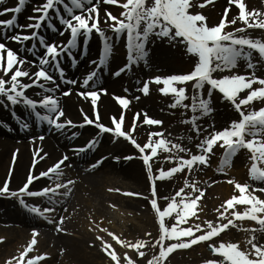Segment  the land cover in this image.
<instances>
[{
  "label": "snow or ice",
  "instance_id": "1",
  "mask_svg": "<svg viewBox=\"0 0 264 264\" xmlns=\"http://www.w3.org/2000/svg\"><path fill=\"white\" fill-rule=\"evenodd\" d=\"M4 0H0L3 4ZM26 0H18L12 7L0 8V16L11 14L8 19H0V36L5 40H10L21 45V51H24L23 42L37 41L27 47L26 51L31 53L35 60L29 61L27 57H22L12 48L8 47L5 42H0V105L11 106L23 104L30 110V115L34 117L37 126L46 125L49 129L63 132L68 128L80 127L86 125H94L98 129L96 137L89 139L83 146H74L71 150L76 154L86 153L93 149L98 143V137L102 134H110L114 141L123 138L133 145L139 153V159L142 160L143 166L147 171L148 180L151 185V199L149 203L154 210L156 221L159 225V235L152 242V247H158V252L147 260V264H165L169 254L176 249H188L200 242H209L214 237H218L223 231L229 227H237L235 221H251L255 222L258 227L245 228L244 231L249 233L245 240V248L241 250L238 243L220 242L218 245L208 244L209 250L213 254H217L222 259H207L203 264H264V243L257 241L255 233L264 234V199L254 195L259 191L264 193V187L258 189L252 188L249 191L248 183H233L235 189L239 191V195H232L223 202L222 211H219L218 218L214 224L212 221H205L207 228L200 223L189 227H180L186 224L189 217H195L198 210V201L203 196V192L189 185L185 180L184 188L176 191L175 196L169 200L166 205L161 208L158 205L157 190L155 181L172 177L175 173L182 172L185 168L192 170L193 166L208 164L209 154L213 152V146L220 144L223 148V155L220 159V167L218 171H223V166L231 162V158L241 149H246L250 153L248 159L251 164L248 169V175L251 180L264 183V107L245 112L242 106L247 107L253 101L264 102V78L255 75L256 63H253L252 53L255 51L259 55V62H264V40L260 38H251L242 35L247 29L264 30V11L246 9L244 0H229L230 5L238 8V16L232 17L231 20L226 19L229 9H224V15L219 22L213 26H209L206 17L200 12L191 11L194 7L203 8L211 0H203L198 3L197 0H42V2L33 7V12L37 15L30 16L29 23L19 24L17 22L16 13H20ZM111 4L119 5L123 11L119 17L113 15L105 9L106 28L100 26L98 5ZM63 9V13L61 12ZM55 16L59 25L63 26V30L59 32L60 36L69 33L66 42L56 43L47 42L44 35L39 34L37 30L42 28L43 23H47V27L56 31V27L52 20ZM237 20L242 22L243 27L234 28L233 31H226L229 24L234 25ZM13 29H19L12 35L7 33ZM31 29L30 32L26 31ZM106 31H111L115 39H121L126 34L127 62L112 75L120 76L126 70H131V66L141 61L147 63L148 50L146 45L151 38L170 43H179L186 47L188 54L194 55L197 59L193 69L187 74L168 75L161 77L159 75L152 77V81L162 84L163 87L159 91L163 94H172L174 102L170 107L175 108L182 106L185 109H191L194 115L182 121L191 125V130L199 136L200 127L196 121L198 117L195 113L199 112L201 116L207 115L213 111L210 106L211 95L214 91H218L223 100L232 104L239 114L238 120H233L230 124L221 129L213 130L209 135H205L196 145L199 149L197 154H190L188 158L179 156L178 153L188 152L179 143H173L163 138L160 132L149 133L148 141L143 145L137 143L133 138L132 132L135 130L139 114L133 117L132 128L125 130L122 125L124 123V112L121 111L119 118L113 116L111 118V126L104 125L97 112V101L101 94H106L107 90L98 87V77L100 68L105 66L109 56L113 50V37L106 35ZM95 32L102 42V49L95 68L88 72L81 82L80 88L92 90L77 91V95L84 99H90L94 119L83 112L82 123L74 124L70 119H62L64 111L59 104V98L56 93L60 90L61 85H77L76 79H68L65 77V70L61 66V60L65 54L73 57V50L77 48L78 38H83V44L89 42L90 36ZM37 47L43 49L42 55H38L35 51ZM245 61L246 69L253 70L250 74H236L232 70L238 66V61ZM75 59L72 60L74 64ZM27 65V67H25ZM35 67L36 71L31 72L29 69ZM228 71L230 74L221 75L219 78L214 77V72L224 73ZM54 73L56 75H54ZM57 76L59 83L57 82ZM23 78H27L29 82H24ZM192 82L194 94L191 97L192 103L182 104L186 99L185 87H177V84ZM139 83V82H138ZM259 84L260 87H253ZM207 85L208 98L202 97V89ZM38 87L39 91L36 95L39 99L30 98L26 95V90L32 87ZM149 90V81L143 82L141 92L147 94ZM247 90V94L240 97V94ZM127 91V89H125ZM72 92L71 88L64 90L61 95L68 96ZM118 104L123 108H127L129 101L126 97H114ZM13 116L15 112L13 111ZM143 123L146 125H160L162 121L152 119L146 114ZM19 128L29 130L30 123L23 119H17ZM3 127L9 128L5 122ZM77 136L76 132L71 134L70 139ZM153 137H158L153 139ZM33 140L37 137H32ZM43 140L44 136L38 137ZM191 139V137H189ZM158 150L170 153L166 156V160H175V166L167 170H154L152 159L157 156ZM37 149L33 153V164L36 163ZM47 155V154H45ZM13 160L16 153L12 154ZM43 157H41L42 159ZM113 159L119 161L121 157L114 156ZM131 155L124 156L123 159L131 160ZM104 157L95 160L90 164V168H96L102 164ZM69 160L68 155L62 156L53 165L47 167L46 170L35 174L31 170L27 173L26 180L16 190H10V181L5 179L0 182V197H11L17 200L23 210L29 214L45 217L56 211V206L61 204L58 197H68L71 188L69 187L73 181L68 180L64 183L55 182L51 185L41 187L39 189H31L30 186L34 182H38L41 178H47L52 181H59L63 175L62 166L68 167L66 162ZM9 169V175H11ZM154 171L158 174L154 175ZM193 187V192L185 193V188ZM64 189V191H61ZM112 191V189H109ZM117 191H119L117 189ZM199 192V195H193ZM125 195H140L139 193H125ZM25 197H40L51 205V207H39L36 204L26 202ZM179 197V200H177ZM237 205H245L244 210L237 211ZM232 209L228 218L225 213ZM175 215L176 223L170 227L166 224L165 218ZM198 218V217H197ZM64 217L61 216L59 222L56 223L57 230H61V224ZM226 220V223H222ZM50 223L54 222L52 220ZM96 227H99L98 225ZM106 232L109 237L117 244L128 249L135 250L140 257L145 256V252L141 251L146 246L147 241L137 239L135 242L121 240L113 232L108 229H100ZM150 234L145 233V236ZM38 233L34 229L32 238L19 252V257H13L6 264H37L44 256L37 255L26 259L33 247L37 244ZM3 238H0L2 240ZM96 240L100 241L102 250L110 257L113 264H121V257L116 253L112 244L104 240L102 236L97 235ZM123 264H136L135 260L125 252L123 254Z\"/></svg>",
  "mask_w": 264,
  "mask_h": 264
},
{
  "label": "bare ground",
  "instance_id": "2",
  "mask_svg": "<svg viewBox=\"0 0 264 264\" xmlns=\"http://www.w3.org/2000/svg\"><path fill=\"white\" fill-rule=\"evenodd\" d=\"M17 2L18 0H4L3 4L8 3L9 5L2 6L3 4H0V8L11 7V5L14 6ZM41 2L42 0H26L25 5L21 9V12L17 13L16 15L17 22L21 25L31 22L28 18L30 16L37 15V13L33 12V4H40ZM93 2H95V0H93ZM197 2L202 3L203 0H197ZM244 2L246 4V9L249 11L253 9L264 11V0H244ZM225 8L229 9V13L226 19L231 20L232 17L238 16V8L235 5H230L229 0H211V3L206 4L203 8L194 7L192 9L197 10L202 15H204L206 17V22L209 25L215 19L219 20L220 17L224 15ZM105 9L106 7L104 5H98L100 26L102 28L107 27V25L105 24ZM108 9L107 10L109 12L118 17L122 10L113 7H108ZM61 12L63 13L62 8ZM10 15L11 14L0 16V19H8L10 18ZM52 20L56 27V31L50 30L47 27L46 22L43 23L42 28L37 31L39 32V34L44 35L47 41L61 43V41L65 39L64 41L66 42L69 33L66 32L64 36H60L59 32L63 30V26L59 25V22L56 20L54 15L52 16ZM237 22H239V20H237ZM230 27L231 24L227 25L226 30H228ZM16 31H19V29H13L10 32H13L14 34ZM26 31L30 32L31 29ZM106 35L115 38L114 34L111 31H106ZM79 39L80 37L78 38L77 48L73 50L74 58L67 60L66 56H64V58L61 60V65L65 68V77L68 79H76L78 81V84L61 85L60 90L56 93L59 98V104L64 111V117L62 119H70L76 125L82 123L83 120L81 109L89 116V118L94 119L91 100H86L83 97L78 96L77 91L92 90L91 88H80L79 82L83 80L88 72L95 68L94 62L98 60V53L100 48V39L95 32H93V34L90 36L89 42L85 46H83L82 41L79 43ZM0 42H5L8 47L17 51L20 56L27 57L29 61L36 59V57L26 51L27 47H30L31 44L36 43V41L23 42V48L25 49L24 51H21L20 44H17L10 40H5L3 36H0ZM120 44L121 48H124V40H121ZM159 48L161 49L162 54L168 53L167 48H163L160 46ZM35 51L37 52V54L43 53V49L39 47H37ZM154 57L148 55L146 64L142 61V65L139 66L140 72H142V70H145L147 67L158 68V63L154 61ZM73 59H75L76 61L74 64L72 63ZM123 64L124 58L122 56H117L115 58H111L109 56L106 65L100 68L98 87H103L107 90V93L100 95L97 101V112L100 116L101 122H104L108 119L109 123L110 117H113L117 114L120 115L121 111H124V128L128 126L127 124L132 125L133 117L136 116V114H139V118L136 122V127H138L139 130L138 135L140 136V134H147V131H150L152 126H148L143 124V122H139L141 121V117L144 111H139L138 107H143L145 110L147 107L150 110H154L155 108L149 105L146 106L145 104L147 103L145 102L142 93L136 91L139 90L138 87L133 86V83L129 84L127 82V80L129 79L127 72L121 73V75L118 77L112 75V73L110 72L111 68L113 66L122 67ZM25 67H27V65ZM29 70L31 72H34L36 71V68L31 67ZM54 75L56 74L54 73ZM23 80L24 82H29L27 78H23ZM57 82L59 83L58 76ZM68 88H71L72 92L68 96L61 95V93ZM123 89H127V92L129 93V96L131 98V102L125 110L120 108L114 102L113 97ZM39 91L41 90L38 87L34 86L26 90V95L32 98L39 99L40 97L36 95ZM225 108V111H223L225 113L224 119L227 118L229 120L228 122L233 121L236 115L234 110L232 108H229L227 104H225ZM26 109L27 108L23 104L13 105V107L0 105V182L5 179H9L10 190H16L20 186H22L23 182L26 180L27 173L30 170L35 174H38L40 171L46 170L47 167L56 163V161L64 155L69 156V160L66 162V164L70 166V169L67 170L68 172L66 174H69L73 181V183L69 186L71 188L69 196L66 198H59L61 200V204L56 206V211L50 218V220L52 221H57L61 216H63L64 220L61 224L62 230L55 232L54 234L51 232L50 236H48L47 240L45 239L44 242L43 239H41V242L37 243L33 247L32 255H42L41 253L46 249L47 246H45L44 243H50V249H48V251H45L44 253L47 254L51 252L47 255L48 257H46V260H50V264H56L54 262V260L56 259L59 260V264H95V261L101 257L99 251L100 241L96 240L97 235H95L94 233L91 234L90 232H88V230L86 231V229L75 228V226L72 225V222L79 221L78 219H82L84 216H87L88 218L84 223L86 228L91 226L89 222L99 225L96 219L92 218L98 215L99 210L92 206L89 198L91 195H93V193H95V188L97 187L98 180L96 177H92L93 173L96 172L97 169L104 168L102 172L106 174H113L123 179H131L134 184H138L139 181H141L142 177L139 170H137V166L133 165L131 161L123 159L124 156H128V144L122 142L121 140L118 142H114L110 134H102L98 137V143L93 149L87 151L86 153L76 154L71 150L74 146H83L89 139L97 136L98 129H96L94 125H86L83 128H68L66 131L59 132L49 129L46 125L37 126L33 116H26L23 119L30 123V128L29 130H23L19 128L17 124V115L21 116L22 114H25ZM13 111L16 114L15 116H13L12 114ZM5 122L9 125V128L3 127V124ZM73 132H76L77 136L74 139H70ZM39 133L44 136L43 140L38 139ZM32 137H37V139L33 140ZM37 149H39V152H37L36 154V163L33 164V153ZM14 152L16 153V157L13 160L12 154ZM114 156H119L121 157V159L117 161L112 158ZM236 156L238 159L242 160L245 156V153L244 151L239 150L236 153ZM41 157L43 158L41 159ZM101 157H104L105 159L100 166L94 169L84 166V163L86 161L90 160L92 163H94L95 160L100 159ZM64 168L66 167L62 166V169ZM9 169L12 170L11 175H9ZM77 170H79V173L77 177L74 178L73 172H77ZM83 172L91 173L83 174ZM22 176L25 178L23 179ZM46 179L47 178H41L38 182H34L33 185L30 186V188L35 189L38 185L40 186V183L44 182V180ZM219 182L220 181H218V183ZM255 183L258 182L250 180L251 190L252 188H254V186H256ZM160 187L168 188L169 184L164 179L163 182H160ZM61 191H64V189H62ZM217 191L219 192V196L221 197L223 194H225V200L229 199V196L236 194V191L233 192V189L228 185H225L224 190L221 187L220 191L219 188L217 189ZM254 193H256L258 197L264 199V195L259 191H256ZM25 199L27 201H32L34 199H40V197H25ZM17 203V200L14 198L0 197V222L1 220L12 222L17 220L16 222H14L16 223V227L13 224L5 225L3 223H0V238H3L2 240H0V264H6V261H10L13 257L18 258L19 252L23 251L24 249L23 248L18 252V249L20 247L19 245L26 247L27 243L32 238L33 231V228L25 229L26 226H32L34 223L44 224L40 216H36L35 218L32 217V214H29L30 216H25L23 213L17 212V210L9 212L5 209L6 205H17ZM130 203H132L135 207H141V205H143L142 200H135V202L128 201L126 205H129ZM8 212L9 219L5 217L6 215H8ZM66 218H68V220H66ZM67 230H76L77 232H80V235H70ZM255 235L258 242L264 243V234L258 232ZM246 236L248 237V235L245 234L244 238H242V240L240 241L241 243L245 242ZM221 238L222 236H220V239ZM91 239V242L93 243L91 246L89 245L91 250H87L88 247L86 246H88L87 244ZM217 242V238L214 237L211 241L203 243H212L214 245ZM196 247L198 248V246ZM189 249L181 250L182 252L175 251L174 259L171 264H195L197 262L203 261V259L210 258V256H213L214 259L217 260L222 259L217 254L213 255L212 253H209V251L203 249L200 245L197 251L193 250V252H191L189 256H186L185 254L187 251H189ZM28 254L29 255L26 256V259L31 257V251ZM2 260L4 261L1 262ZM165 264H169V262H165Z\"/></svg>",
  "mask_w": 264,
  "mask_h": 264
},
{
  "label": "rangeland",
  "instance_id": "3",
  "mask_svg": "<svg viewBox=\"0 0 264 264\" xmlns=\"http://www.w3.org/2000/svg\"><path fill=\"white\" fill-rule=\"evenodd\" d=\"M101 4L104 5L106 9L110 7L108 4H104V3ZM112 7L122 9L119 5H112ZM121 11H123V9ZM191 11L198 12L197 10H193V9H191ZM219 20L215 19L213 22L209 24V26H213L217 24ZM240 27H243V24L242 22L239 21L234 25L231 24V27L226 31L231 32L233 31L234 28H240ZM241 34L250 36L251 38L254 39L260 38L261 40H264V30L247 29L244 33ZM123 36L124 35H122L120 41L123 39ZM120 41L115 38L113 39L112 52L118 55L124 54V50H122L119 45ZM159 46L163 48H167L168 53L162 54ZM146 47L149 56L154 57L155 55L153 59L155 62L158 63L157 64L158 68L147 67L145 70H142V72H140L139 66L142 65L143 62L141 61L138 64H134L132 65V69L130 70L129 79L127 80V82L129 84L133 83V86H137L138 89L140 90L142 80L149 79L151 81V87L148 93L142 94V96L144 97V100L147 103L145 105L153 106L155 109L150 110L148 109V107L146 108V110L143 107H138V109L139 111H144V113L148 117L162 121V124L148 125V126H152L150 131H147V134H140V136L138 135L139 134L138 127H135V130L132 132L133 138L136 139L137 143L143 145L145 142L148 141L149 133L160 132L163 134V138H165L166 140H170L173 143H179L181 144L182 147L187 148L188 152H181L178 153V155L184 158H188L190 154L198 153L199 149H197L196 145L200 142V140L203 139L205 135H209L213 130H217V131L221 130L230 124L227 118L224 119L225 113L223 111H225L224 109H226L225 104H227L229 108H232L234 110L236 114L234 120L239 119V114L230 102L223 100L221 98L222 94H219L218 91H214L213 94L211 95V100H210V106L213 109V111L204 116H201L199 112L195 113V115L198 117L196 123L201 129L200 135L197 136L196 132L191 130L190 124H185L182 122L184 120L190 119L194 115L191 109L190 108L185 109L182 106H177L175 108L170 107V105L174 102L173 95L161 93L159 89L163 87V85L157 84L153 82L151 79L152 77H155L157 75L164 77L178 73H189L193 69L194 63L196 62L197 58L194 55L188 54L186 52V47L182 44L179 43L173 44L167 41L157 40L154 37L149 40ZM252 58H253V63L257 64V67L255 69V75L257 77L264 78V62H259V55L255 51H253L252 53ZM116 67L117 66H113L111 70H114V68ZM232 71L235 72L236 74L239 73V74L248 75L253 70L246 69L245 61L241 59L238 61V66L234 68ZM227 74L230 73L228 71H225L224 73L214 72L213 76L219 78L221 75H227ZM176 86L185 87L186 99L182 102V104L190 105L192 103L191 97L194 94V89L192 88V82H185L184 84H177ZM253 87H260V85L254 84ZM139 90L136 91L140 92ZM246 94H247V90H244V92L240 94V97L243 98V96H245ZM122 95H126L125 91L123 90L118 94L114 95L113 97L122 96ZM202 97L208 98L207 85L204 87V89H202ZM114 102L116 103L115 100ZM260 107H264V102L253 101L247 107L242 106V109L245 112H247L248 110L259 109ZM25 112L27 113V110ZM145 114L142 115L141 121L139 122H143V118ZM102 123L106 125H110V123H108V119ZM127 125L128 126L126 127L125 130L131 129L132 125L131 124H127ZM40 135L41 134L39 133L38 136ZM189 137H191V139H189ZM157 138L158 137H153V139H157ZM120 140L128 144L127 154L134 157L129 161H131L133 165L137 166L138 168L137 170H139L142 177L141 181H139L138 184H134L131 179L128 178L123 179L119 176H115L113 174H106L102 172L104 168L97 169L92 176V177H96L98 180L97 187L95 188V193H93V195H91L89 198L92 206H94L99 210L98 215L96 217H92L96 219L99 225L89 222L91 226L86 228L84 223L88 218L87 216H84L82 219H78L79 221L72 222V225H74L75 228L86 229V231L88 230V232H90L91 234L94 233L95 235L102 236L104 240L111 243L116 253L121 257V264H123V254L125 252H127L129 257L135 260L136 264H147V260L158 252V247L156 248L152 247V242L156 240L159 235V225L158 222L156 221L154 210L151 208V205L149 203V200L151 199L152 182L148 180V174L143 166V162L141 159L138 158L139 157L138 150L128 141H125L123 138H119L117 141L114 142H118ZM241 151H244L245 153V156L242 160L238 159L235 154L231 158V162L228 165L223 166V171H218V168L221 166L220 159L223 155V148L220 147V144H217L214 146L213 152L209 154L208 157L209 162L207 165H200L199 167L194 165L191 171L185 168L182 172L175 173L172 177L165 178L166 182H168L169 184L168 188L160 187V182H163L164 179L156 180L155 185L157 190L158 205L161 208H163L166 205V203L169 200H171L173 196H175L176 191H178L181 188H184V182L185 180H187L189 185H192L193 187L200 189L204 194L201 197V199L198 201L199 207L196 212V216L189 217L188 222L186 224H181L179 226L189 227V226H194L197 223H200L206 229L207 225L205 224V221H212L215 224L218 218L219 211L223 210L221 205H223V202L226 199V197H224L225 194H223L222 197L219 196V192L217 191V189L219 188L220 191V188L222 187L224 190L225 185H228L233 189V192L236 191L235 195H239V191L235 189L234 184L229 183V181H236L237 183H248L250 185L251 179L248 175V169L251 164L250 160L248 159L250 153L247 152L246 149H241ZM169 155L170 153L168 152L158 150L157 156L154 157L151 161L153 169L167 170L170 167H174L176 163L175 160L169 161L165 159V157ZM90 164H92V162L89 160L84 163V166L89 167ZM69 169L70 166L62 169L63 175L60 177L59 181H55V179L50 181L47 179L45 182H43L41 187L51 185L55 182L64 183L68 180H72L71 176L69 174H66L68 172L67 170ZM78 173L79 170H77V172L75 171L73 172L74 178L77 177ZM84 173H91V172H83V174ZM155 174L158 173L154 171V175ZM24 178L25 177H23V179ZM218 181L220 182L218 183ZM257 186L264 187V183L258 182ZM193 187L185 188V193L193 192ZM109 189H112V191H109ZM117 189L119 191H117ZM250 190L251 189H249V191ZM129 192L139 193L140 195H133V196L125 195V193H129ZM253 194L257 195L256 193ZM193 195H199V192H194ZM230 197L231 196H229V198ZM135 200H142L143 205H141V207H135L132 203L126 205L128 201L135 202ZM177 200H179V197H177ZM26 202L30 204H36L41 208L51 207V205L47 204L44 201V198L34 199L32 201L26 200ZM17 205L9 204L5 206V209L9 212H12L13 210L14 211L17 210V212L23 213L25 216H30L29 213L23 210L18 203ZM245 207H246L245 205H237L235 210L242 212ZM18 210H21L22 212ZM231 211L232 209H229V212L225 213V216L231 218L230 216ZM9 212L8 215L5 216L8 219H9ZM52 214L53 213L46 214L45 217H40L42 218L44 224L34 223L32 226L29 225V227L28 226L25 227V229L33 228V230L34 229L36 230V232L38 233L37 243L41 242V239H43V242L45 241V239L47 240V237L50 236L51 232L54 234L55 232L62 230V229L57 230L56 228V223L59 222L60 219L52 223L49 222ZM32 217L36 218V215L32 214ZM66 220H68V218H66ZM16 221L17 220H15L14 222ZM165 221L166 224L170 227L173 223H176L175 215H173L172 217H166ZM14 222L1 220L0 223H3L5 225L13 224L16 227V223ZM221 222L226 223V220H222ZM235 223L237 227L234 228L230 226L228 230L223 231V233L217 237L218 242L214 245H218L220 242H225V243L232 242V243H238L241 250H244L245 243H241L240 241L242 240V238H244L245 234L249 236V233L245 232L244 229L249 227H258V225H256L255 222H251L247 220L235 221ZM97 225L99 227H96ZM104 228L108 229L113 233H116L115 235L118 236L121 240L135 242V240L137 239H143L147 241L146 246L141 249V251L145 252V256L140 257L135 250L128 249L120 244H117L115 241L111 239V237L107 235L106 232L100 230ZM67 232L73 236L80 235V232H77L76 230L74 231L67 230ZM145 233H148L150 235L145 236ZM220 236H222L221 239ZM246 238L248 237L246 236ZM91 241L92 239L88 242L87 244L88 246H86L88 247L87 250H91L89 247V245L91 246L93 244ZM203 244L205 243L200 242L197 245L191 246L189 251H187L185 255L189 256L191 252H193V250L197 251V249H199V245L202 246L203 249L209 251V253H212L209 250L208 243H206L205 245ZM44 245L47 246L46 249L41 253L42 255L45 253V251H48V249H50V243L48 244L44 243ZM19 246L20 247L18 249V252L25 247L21 245ZM196 246H198V248ZM99 251L101 257L95 261V264H113L110 257L102 250L101 244L99 247ZM176 251L177 252L181 251V249H176ZM32 253H33V249L31 250V257L34 256V254L32 255ZM50 253L51 252L44 254L43 255L44 258L41 261H38L37 264H44V263L50 264V260H46L47 259L46 257H48L47 255ZM174 253L175 250L169 254V257L166 260V262H169V264L173 262ZM27 255L29 254H26V256ZM208 259H214V257L210 256V258ZM205 260L207 259H203V261L197 262L195 264H203ZM3 261L4 260H2L1 262ZM54 262L56 264L60 263L59 260L57 259L54 260Z\"/></svg>",
  "mask_w": 264,
  "mask_h": 264
}]
</instances>
